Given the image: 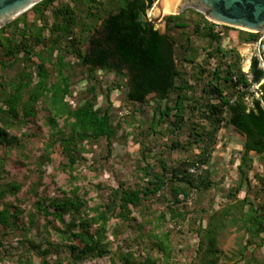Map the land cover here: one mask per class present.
<instances>
[{
    "label": "trees",
    "instance_id": "1",
    "mask_svg": "<svg viewBox=\"0 0 264 264\" xmlns=\"http://www.w3.org/2000/svg\"><path fill=\"white\" fill-rule=\"evenodd\" d=\"M154 2L40 0L0 26V146L22 149L21 138L10 134L9 129H19L39 116L43 119L47 134L35 159L36 180L28 191L36 196L34 211L61 224L59 228L51 223L50 228L68 254L67 262L49 260L46 255L55 250L57 243L43 237L44 245L34 244L27 236L29 229L22 227L19 219L23 210L5 200L7 196L15 197L21 184L4 180V158L0 156V247H4L5 236L22 231L23 242L19 243L22 247L29 243L37 256L34 260L23 254L9 264H80L104 256L109 264H173L170 230L155 232L166 217V221L178 225L186 221L188 230L197 237L194 255L186 264H218L221 250L217 237L226 226L245 237L236 250V259H228L231 261L226 264L241 260L244 264H264V255L259 256L264 248V201H255L256 196H264V81L257 86V97L250 90L264 76L260 66L264 55H254L244 71L239 52L221 45L222 31L216 29L219 25L193 8L163 15V32L153 25L148 30L146 11ZM186 11L197 18H187ZM233 29L241 42L260 40V32ZM190 35L207 42L204 61L215 62L210 69L200 64L192 71V78L200 85L198 96L192 93L184 69L197 55L189 46ZM98 72L111 74L116 78L114 88H123L132 106L127 114L118 112V116L113 110L110 93L114 88H101ZM78 75L77 79L89 85L83 94L73 96L72 85ZM149 94L152 96L147 101ZM150 103L152 108L148 110ZM123 123L139 136L159 134L163 126L171 135L185 130L184 141L174 136L165 148L185 150L195 146L198 153L174 165L157 155L150 164L148 147L140 141V183L127 186L119 182L110 187L98 182L96 188L103 198L92 207L77 186L62 190L58 196L37 192L42 165L50 161L56 148L65 160L60 169L71 174L74 166L84 161L82 153L88 151L87 145L103 140L108 156ZM227 126L244 136L235 165V182L226 189V200L219 208L202 207L195 218L188 219L184 202L192 192L216 185L206 165L219 132ZM250 152L258 157L260 172L253 170ZM195 162L204 166L197 174L189 171ZM155 199H162L163 210H151ZM133 212L141 217L140 221ZM29 218L31 224L32 215ZM111 218L119 223L109 228ZM127 222L136 227L138 233L133 240L141 250H134L131 242L124 244V249L123 241L113 249ZM151 222L152 227L144 230V225Z\"/></svg>",
    "mask_w": 264,
    "mask_h": 264
},
{
    "label": "rangeland",
    "instance_id": "2",
    "mask_svg": "<svg viewBox=\"0 0 264 264\" xmlns=\"http://www.w3.org/2000/svg\"><path fill=\"white\" fill-rule=\"evenodd\" d=\"M185 14L189 19L197 18L189 11H186ZM162 22L164 28L165 23L163 20ZM233 28L222 29L220 25L216 26V29L222 31L221 45L224 47H234L239 52L241 56V67L246 71L251 54L259 56V41L251 43L241 42L238 39L237 31ZM206 45V41L194 35H190L189 46L195 50L197 55L192 64H185L184 69L188 72V82L193 86L192 93L194 96L199 95L200 85H197L195 82L196 80L192 78V71L200 64L210 69L215 63L213 59L207 60V62L204 61L206 51H204L203 48H206ZM97 74L99 76L98 79L101 88L105 86L114 88L113 84L116 78L108 73L98 72ZM77 78H80V75H78L76 79ZM76 79L72 85L73 96L83 94L89 85L84 79ZM256 88V85L250 88L253 94L258 93ZM150 98L151 96L146 100L149 101ZM110 101L112 102L113 110L117 112L118 116V112L126 110L128 113L132 109L130 102L125 99L124 91L121 87L111 90ZM72 102H74L73 97ZM98 102H100V98ZM146 108L150 110V108H152L151 103ZM9 133L15 134L21 138L23 148L19 150L14 147L6 148L0 146V156L4 158V180L16 181L21 184V188L15 197L7 196L5 200L12 202L23 210L19 219L21 225H23L22 227L29 229L27 236L33 240L34 244L44 245L43 237L48 238L54 245L57 243L55 248L56 251L52 250L51 253L46 255V258L49 260L60 259L67 262L68 254L61 244L62 241L59 239L57 233L50 228L51 223L59 228H62L61 224L50 216L45 219L42 215H38L32 207V203L36 199V196L28 191V186L32 181L36 180L35 159L40 153V147L47 134V128L43 124V119L40 116L30 119L19 129H9ZM174 136L182 142L186 139V131L182 130L179 134L171 135L166 133L163 126L159 134L139 136L137 134H132L131 127L123 123L117 131V138L112 143L111 152L108 156H106V148L103 140L87 145L88 151L82 153V156L85 158L84 161L76 164L71 174L68 171L60 169L61 164L65 162V160L56 148L50 156V161L42 165L43 172L41 182L37 187V192L44 193L47 196H58L61 195L62 190H69L71 187L77 186L79 192L85 193L88 206L92 207L101 202L103 198L102 193L96 188L98 182L102 183L104 186L110 187H116L119 182H123L127 186H135L137 183H140V141L144 142L148 147L150 154L148 161L150 164H154V157L157 155H163L168 164L174 165V163L184 159L190 160L198 153V149L195 146L187 147L185 150L173 149L168 151L165 147L170 145V139H174ZM242 142L243 137L238 134L232 126L221 129L218 134L215 150L211 154L209 164L206 165V168L211 173L210 178L216 182V185H213L212 188L203 192H192L191 197L184 202L186 205L185 210L188 211V219L195 218L197 214L200 213V208L202 207L208 210L211 207L216 209L225 202V191L236 179L235 165L238 163V151L241 149ZM250 154L253 156V170L260 172L261 164L258 157L252 152H250ZM250 176H252V172ZM252 183L255 186L258 185L254 179H252ZM242 195L243 193H240L238 196L242 197ZM253 197L254 194L250 192V198L252 200L254 199ZM256 197V202L264 201V196ZM152 202L151 210L154 212L159 209H164V202L162 199H155ZM31 215L32 223L30 224L29 217ZM132 215L137 216V221H140L141 217H139L136 212H133ZM149 216L153 218V215ZM65 219H67V216H65ZM166 220L167 217L159 222V228L155 229V232L159 230H170L172 263L186 264L194 255L197 237L192 231L188 230V223L186 221L178 225L175 224V222H168ZM117 223H119L117 218H111L108 221V226L111 228ZM128 223L129 222L123 224L121 232L117 235V240L113 242V249L116 248L117 244L123 241L121 247L124 249V244L131 242L134 250H141V246H137L133 240L138 233L136 227ZM152 225L153 222L145 224L143 229L147 230L151 228ZM21 232L22 231H19V233L15 232V235L10 233V235L2 239L4 247H0V264L15 262L23 254L31 255L34 260H37V256L29 243H24L27 249L22 247L19 243V241L23 242V237L20 234ZM109 237L112 238L111 236ZM244 241L245 237L242 235V232L235 230L234 227L226 226L222 229L217 237V244L221 250L218 264H226L229 261L228 259L231 258L236 259L234 257L236 250ZM153 254L157 255L155 252H153ZM263 255L264 248H261L259 256L262 257ZM80 264H109V259L107 256L97 257L85 260ZM238 264H244V262L241 260L238 261Z\"/></svg>",
    "mask_w": 264,
    "mask_h": 264
},
{
    "label": "water",
    "instance_id": "3",
    "mask_svg": "<svg viewBox=\"0 0 264 264\" xmlns=\"http://www.w3.org/2000/svg\"><path fill=\"white\" fill-rule=\"evenodd\" d=\"M40 0H0V26L16 18ZM187 7L202 12L206 19L217 24L250 32H262L259 56L264 53V0H156L146 11L148 30L153 25L163 32L164 14H178ZM264 71V57L260 61ZM257 87V86H256ZM259 93L253 94L257 97ZM152 96L149 94L146 96ZM250 98L246 99L249 104Z\"/></svg>",
    "mask_w": 264,
    "mask_h": 264
},
{
    "label": "built area",
    "instance_id": "4",
    "mask_svg": "<svg viewBox=\"0 0 264 264\" xmlns=\"http://www.w3.org/2000/svg\"><path fill=\"white\" fill-rule=\"evenodd\" d=\"M120 114H125L127 113L126 110H123V111H120L119 112ZM204 166L198 162H195L190 168H189V171L193 174H197V173H200L202 168Z\"/></svg>",
    "mask_w": 264,
    "mask_h": 264
},
{
    "label": "flooded vegetation",
    "instance_id": "5",
    "mask_svg": "<svg viewBox=\"0 0 264 264\" xmlns=\"http://www.w3.org/2000/svg\"><path fill=\"white\" fill-rule=\"evenodd\" d=\"M187 8H191V7H187ZM194 9V8H193ZM185 10V9H184ZM197 11V10H196ZM199 12V11H198ZM202 13V12H201ZM203 14V13H202ZM204 15V14H203ZM215 23V22H214ZM217 24V23H216ZM218 25H220V24H218ZM161 32V31H160ZM260 33H261V35H262V32L261 31H259ZM261 41V40H260ZM262 51V54L264 55V53H263V50H261ZM254 56V54H251V56L249 57V60H248V66H247V69L250 67V63H251V60H252V57ZM264 81V76L262 77V79L260 80V82L259 83H257L256 84V86H258L261 82H263ZM254 86V85H253ZM257 89V88H256ZM234 128V127H233ZM235 129V128H234ZM235 131H236V129H235ZM237 132V131H236ZM238 133V132H237ZM238 134H240V133H238ZM241 135V134H240ZM242 137H243V140H244V136L243 135H241Z\"/></svg>",
    "mask_w": 264,
    "mask_h": 264
}]
</instances>
